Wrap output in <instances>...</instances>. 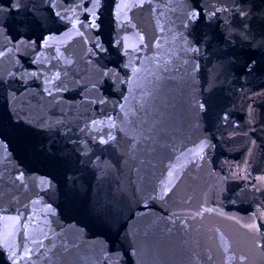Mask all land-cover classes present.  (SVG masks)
Here are the masks:
<instances>
[{
	"label": "water",
	"instance_id": "95a60500",
	"mask_svg": "<svg viewBox=\"0 0 264 264\" xmlns=\"http://www.w3.org/2000/svg\"><path fill=\"white\" fill-rule=\"evenodd\" d=\"M0 264H264V0H0Z\"/></svg>",
	"mask_w": 264,
	"mask_h": 264
}]
</instances>
